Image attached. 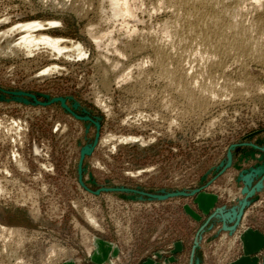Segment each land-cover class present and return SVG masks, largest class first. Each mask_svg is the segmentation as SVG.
<instances>
[{"label": "rangeland", "instance_id": "1", "mask_svg": "<svg viewBox=\"0 0 264 264\" xmlns=\"http://www.w3.org/2000/svg\"><path fill=\"white\" fill-rule=\"evenodd\" d=\"M138 2L137 21L111 29L103 0H0V29L56 21L44 32L85 52L0 53V224L21 230L0 238V264L251 262L240 261L241 237L264 234V61L203 59L165 32L170 8ZM258 18L264 10L245 7V26ZM88 24L112 30L124 56L105 38L95 45ZM53 63L58 71L42 73ZM107 135L143 142L103 143ZM197 196L214 205L199 210Z\"/></svg>", "mask_w": 264, "mask_h": 264}, {"label": "bare ground", "instance_id": "2", "mask_svg": "<svg viewBox=\"0 0 264 264\" xmlns=\"http://www.w3.org/2000/svg\"><path fill=\"white\" fill-rule=\"evenodd\" d=\"M103 2L106 3L104 5L105 8H107V11H105L107 12L106 18L109 22H113L111 29L116 26V22H118L119 28H122L128 27L130 21H137V11L140 5L138 0H103ZM159 2L163 3L164 6L162 7L168 9L170 8L171 14L173 15L172 21L174 25H171L172 23L170 25H164V28H168L167 30L165 29V32L169 33L168 36L174 35L175 39H177L175 41H178V43L186 45L187 48L188 46L191 47V50L193 48V52L197 54V56L202 57L204 59L207 58L210 53L218 54V52L220 53L221 51V55H223V53L229 54L233 52L232 54H234L237 58L241 55L249 56L250 54H252L253 60L256 59L257 63L259 61H264V19H256L254 23H252L253 26L251 25L252 28H250L249 25V27L247 25L246 27L243 21V13L245 7L249 6L250 8H252V10L255 11L264 10V0H159ZM59 5L64 6V3L58 2L57 7ZM62 6H60L59 8H62ZM159 8L160 7L158 5L157 9ZM77 13L78 15H81L82 13H84L85 15V12H83L82 10L77 9ZM104 15L106 14L104 13ZM7 20L8 17L5 16L0 19V23H4ZM55 25L56 21H48L47 23H43L39 20L32 19L13 22L10 26L6 28H1V55H6L8 53L16 54L18 51L26 55H31L34 53V51H39L40 48H42L46 51L48 50L50 54L52 53L55 56H63L67 59H79L85 56L84 48L81 42L73 41L58 36H51L49 33L44 32V30L50 27H54ZM254 27L257 29L256 33L254 32L255 30H253ZM86 29L89 33V37H91V40H93L95 45H97L98 47L100 46L102 39L105 38V40H107L106 46H112L113 50L116 53L120 54V56L125 53L124 50L114 47L116 40L114 41V39L112 38V30L106 28L107 30L105 29L103 30V32L97 35L91 32L94 29V25L88 24L86 26ZM132 31H134V28L132 29ZM3 43L4 45H2ZM172 43H174V41ZM192 55L194 54L192 53ZM159 56L160 55H158V57ZM209 58L210 57H208L207 59L210 60ZM117 65L118 64L116 62L113 66H115L116 68ZM201 68L203 69L202 66ZM59 69V66L53 63L47 66L42 71V73L50 74L52 72L58 71ZM119 75L123 78L129 74L126 71ZM167 76L170 77V75ZM173 81L176 82L175 79ZM202 83V88L204 89V91L205 89L206 91L208 89L211 95L215 94L214 89H212V84L206 85L207 83L205 84L204 79L200 84ZM178 85H180L179 82ZM13 124H11L10 126H12ZM111 140H115L117 142H143L140 137L138 138L136 136L131 135L119 137H116L114 135H107L103 139V143ZM1 189L2 188L0 187V190ZM86 217L92 225L96 226L97 220L91 214L88 213ZM20 232L21 230L19 228L7 227L5 225L0 224V238L11 239L13 236L19 235ZM56 249L57 248L55 245H51L47 252L50 255H53Z\"/></svg>", "mask_w": 264, "mask_h": 264}, {"label": "crops", "instance_id": "3", "mask_svg": "<svg viewBox=\"0 0 264 264\" xmlns=\"http://www.w3.org/2000/svg\"><path fill=\"white\" fill-rule=\"evenodd\" d=\"M198 196L196 197L197 207L199 208V210L206 213L207 210L214 205V203L212 201L207 208H202L199 205ZM241 245L242 257L240 261L249 260V262L251 261L249 264H257L258 255L262 252L264 248V234L257 230H248L242 234ZM144 264L152 263L145 262Z\"/></svg>", "mask_w": 264, "mask_h": 264}, {"label": "water", "instance_id": "4", "mask_svg": "<svg viewBox=\"0 0 264 264\" xmlns=\"http://www.w3.org/2000/svg\"><path fill=\"white\" fill-rule=\"evenodd\" d=\"M239 213L236 214V212L234 211V215L237 217L236 219L238 220L240 218V214H241V208L239 209ZM215 216H218V217H221V219L224 221L225 220V217H229V213L227 214H223L222 213V209L221 208H218L217 209V212L214 213ZM220 215V216H219ZM224 215V216H223ZM213 216V215H212ZM231 218V217H230ZM238 221H235V224L237 223ZM223 228L225 229H228L229 231H232L234 228H235V225H232L230 227L226 226L225 225V222L223 224ZM195 247L197 248L198 247V241H195ZM264 264V263H263Z\"/></svg>", "mask_w": 264, "mask_h": 264}]
</instances>
